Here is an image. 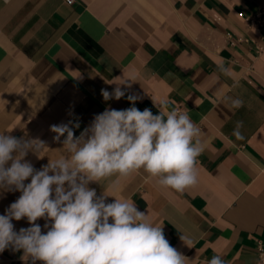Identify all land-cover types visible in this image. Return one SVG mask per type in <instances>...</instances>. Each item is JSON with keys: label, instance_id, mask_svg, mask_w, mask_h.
<instances>
[{"label": "crops", "instance_id": "0c3cea01", "mask_svg": "<svg viewBox=\"0 0 264 264\" xmlns=\"http://www.w3.org/2000/svg\"><path fill=\"white\" fill-rule=\"evenodd\" d=\"M260 9L264 0H0V132L44 141L48 148L26 157L40 169L62 154L51 125L78 119V136L106 108L131 107L129 94L142 97L135 104L141 111L182 107L201 129L204 147L195 186L163 189L141 170L89 187L112 196L109 203L133 200L149 221L163 224L187 264H207L215 254L227 264H258L264 28L244 17ZM128 79L134 82L121 85L125 97L104 101L101 89L112 92ZM228 97L242 99L243 107L233 109ZM237 121L243 141L232 135ZM19 195H0V215ZM13 223L17 231L30 226L26 219ZM37 223L43 229L45 220ZM22 255L6 249L0 264H31Z\"/></svg>", "mask_w": 264, "mask_h": 264}, {"label": "clouds", "instance_id": "9594fccd", "mask_svg": "<svg viewBox=\"0 0 264 264\" xmlns=\"http://www.w3.org/2000/svg\"><path fill=\"white\" fill-rule=\"evenodd\" d=\"M7 2V0H5ZM224 75L230 70L217 65ZM132 79L115 84L112 92L101 89L104 101L120 100ZM237 86L236 84L233 85ZM127 109L106 108L96 114L77 136L78 119L54 124V142L61 156L36 169L26 159L47 147L39 139L0 132V195L19 192V197L0 215V253L23 252L21 259L36 264H187L190 261L166 239L163 224H155L129 198L107 202L105 191L97 195L91 183L127 177L141 170L168 190L183 193L199 180L198 159L204 151L201 129L187 113L167 103L154 114L135 104L142 97L127 95ZM233 109L243 100L231 97ZM154 107H157L154 102ZM72 116L73 113L69 112ZM237 121L232 135L245 140ZM63 137V140L61 138ZM48 148V147H47ZM26 181H30L27 182ZM26 219L27 228L15 229L13 221ZM45 220L42 227L38 220ZM180 239H187L183 234ZM187 245V244H186ZM264 259V257H262ZM207 264H227L215 254Z\"/></svg>", "mask_w": 264, "mask_h": 264}, {"label": "built area", "instance_id": "2783aa9c", "mask_svg": "<svg viewBox=\"0 0 264 264\" xmlns=\"http://www.w3.org/2000/svg\"><path fill=\"white\" fill-rule=\"evenodd\" d=\"M68 3H72L73 0H66ZM244 19L252 26L257 29L264 28V9H260L255 14L247 15ZM258 51L261 50V47H257ZM180 113H186L182 107L175 108ZM257 253H258V264H264V244L258 242L257 244Z\"/></svg>", "mask_w": 264, "mask_h": 264}]
</instances>
